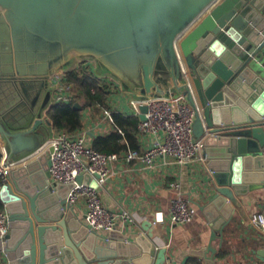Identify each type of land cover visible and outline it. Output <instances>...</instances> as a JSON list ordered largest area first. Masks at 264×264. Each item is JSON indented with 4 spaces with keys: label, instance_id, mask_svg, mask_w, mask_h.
<instances>
[{
    "label": "water",
    "instance_id": "obj_1",
    "mask_svg": "<svg viewBox=\"0 0 264 264\" xmlns=\"http://www.w3.org/2000/svg\"><path fill=\"white\" fill-rule=\"evenodd\" d=\"M86 61L133 99L179 92L200 106L194 133L204 139L212 195L199 208L212 233L193 253L214 263V242L222 245L241 199L264 190V0H0V156L20 160L42 146L52 126V77ZM140 110L146 120L148 106ZM50 165L46 154L30 160L1 188L11 230L0 264L172 259L151 221L133 238L90 231L68 202L76 184L53 185ZM97 178L77 183L98 186ZM254 253L264 259V249Z\"/></svg>",
    "mask_w": 264,
    "mask_h": 264
},
{
    "label": "crops",
    "instance_id": "obj_2",
    "mask_svg": "<svg viewBox=\"0 0 264 264\" xmlns=\"http://www.w3.org/2000/svg\"><path fill=\"white\" fill-rule=\"evenodd\" d=\"M80 66L87 67L110 86L105 108L97 111L94 107H87L83 111L84 128L81 131L87 134L88 141L92 145L95 137L114 131L112 114L136 115L131 106L132 91L113 79L101 78L96 73L94 62H82L65 70L64 73ZM43 97L44 95L40 99V104ZM171 99L175 105L189 102L188 97L179 92H174ZM22 114L16 111L11 116L15 125L21 123L19 121ZM56 132L58 131L51 126L47 135L51 137ZM195 138L203 139L196 136ZM137 139L140 146L138 151L144 152L151 147L154 137L143 135L138 131ZM130 151L132 150L120 155L124 158V155ZM111 173V177L104 185L99 186L103 204L117 214L126 213L134 219L133 222L121 220L117 231L128 238H133L140 233L145 234L142 226L146 221H151L158 247L167 248L168 255L172 256L166 264H264L262 256L254 253L264 249V231H258L249 224L252 214L264 213V190L251 192L241 199V207L237 208L231 222L225 228L222 245L219 239L214 242L218 248L214 263L209 262L204 256L193 253L210 244L212 233L211 224L199 208L200 205L207 204L212 195L210 172L204 159V150L194 161L185 165L179 164L171 157L158 158L152 166L137 160L131 163L120 161L111 166ZM176 182L181 184L183 196L197 211V217L192 223L173 225L170 221L172 200L176 196L171 184ZM2 187L0 184V190ZM75 210L81 218L85 217L84 204H78Z\"/></svg>",
    "mask_w": 264,
    "mask_h": 264
},
{
    "label": "built area",
    "instance_id": "obj_3",
    "mask_svg": "<svg viewBox=\"0 0 264 264\" xmlns=\"http://www.w3.org/2000/svg\"><path fill=\"white\" fill-rule=\"evenodd\" d=\"M220 2V0H218ZM53 106L62 102L69 103L79 98V92L67 81L66 73L52 77ZM148 106L146 120H140L138 130L143 135L153 136L151 147L139 152L132 150L123 158L120 154L99 152L89 143L85 132L58 131L49 137L42 146L31 155L17 160H9L3 153L0 156V184L4 186L10 180L11 172L18 166L47 154L51 165L49 168L53 185L72 184L76 186L68 196L73 206L82 203L86 207L85 222L90 231L111 233L118 229L119 222H133L131 215L117 214L105 207L99 194V186L111 177V166L117 162L131 163L140 161L152 166L158 158L171 157L179 164L185 165L194 161L204 150V139H196L194 122L201 108L188 103L175 105L169 97H155L147 100L132 99L131 106L136 116L141 115V105ZM91 175L97 178L98 186L77 183L79 176ZM176 192L172 200L170 221L173 225H184L195 221L197 211L189 204L181 192V184L172 183ZM251 227L264 231V213L256 212L249 218ZM10 215L0 208V242L5 243L10 233Z\"/></svg>",
    "mask_w": 264,
    "mask_h": 264
},
{
    "label": "trees",
    "instance_id": "obj_4",
    "mask_svg": "<svg viewBox=\"0 0 264 264\" xmlns=\"http://www.w3.org/2000/svg\"><path fill=\"white\" fill-rule=\"evenodd\" d=\"M66 77L74 90L80 93L79 98L69 103L62 102L55 105L48 111L47 116L55 130L74 133L83 130V111L87 107H94L97 111L106 107L110 86L85 66L67 72ZM76 103L82 105V110L75 109ZM112 119L114 131L95 137L92 143L93 148L106 154L138 151L140 149L137 139L139 117L114 113ZM0 208L4 209L1 201Z\"/></svg>",
    "mask_w": 264,
    "mask_h": 264
},
{
    "label": "rangeland",
    "instance_id": "obj_5",
    "mask_svg": "<svg viewBox=\"0 0 264 264\" xmlns=\"http://www.w3.org/2000/svg\"><path fill=\"white\" fill-rule=\"evenodd\" d=\"M77 92V91H76Z\"/></svg>",
    "mask_w": 264,
    "mask_h": 264
}]
</instances>
